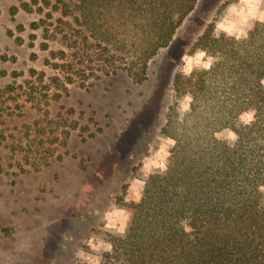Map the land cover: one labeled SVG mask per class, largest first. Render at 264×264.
<instances>
[{
    "label": "rangeland",
    "instance_id": "rangeland-1",
    "mask_svg": "<svg viewBox=\"0 0 264 264\" xmlns=\"http://www.w3.org/2000/svg\"><path fill=\"white\" fill-rule=\"evenodd\" d=\"M233 2L200 0L138 85L97 66L78 75L71 18L42 0H0V264H75L89 237L117 236L103 214L167 168L174 140L162 129L181 57Z\"/></svg>",
    "mask_w": 264,
    "mask_h": 264
},
{
    "label": "trees",
    "instance_id": "trees-1",
    "mask_svg": "<svg viewBox=\"0 0 264 264\" xmlns=\"http://www.w3.org/2000/svg\"><path fill=\"white\" fill-rule=\"evenodd\" d=\"M199 1L42 0L72 19L64 39L82 64L78 75L97 66L108 76L125 72L138 85ZM214 23L190 49L216 57L211 69L174 77L162 129L174 140L167 170L149 176L139 202L126 204V236L110 237L102 264H264V194L257 190L264 185V24L236 41L214 38ZM185 96L191 102L181 118ZM253 109L254 123L243 125L239 117ZM225 129L239 137L234 144L217 138Z\"/></svg>",
    "mask_w": 264,
    "mask_h": 264
},
{
    "label": "clouds",
    "instance_id": "clouds-1",
    "mask_svg": "<svg viewBox=\"0 0 264 264\" xmlns=\"http://www.w3.org/2000/svg\"><path fill=\"white\" fill-rule=\"evenodd\" d=\"M256 23L264 24V0H234L224 10L222 16L215 21L213 37L219 39L221 34H223L226 38H234L236 41L247 40L249 32ZM215 60L216 57L209 55L203 49H197L193 55H182V74L190 76L196 70H210ZM190 102V96H185L180 102L178 111L181 113V118L183 113L189 111ZM255 115L256 113L253 109L243 113L239 119L243 125L251 126L254 123ZM224 131L230 144H234L239 139L237 134L230 129H225ZM217 138H220V134L217 135ZM168 143L174 144V141L169 140ZM160 151L163 152V148ZM158 167L163 171L167 170L163 164L158 165ZM257 190L264 194V185H259ZM139 199L138 197L137 202H139ZM131 218V212L117 206L110 207L103 214V221L107 230L120 238L126 236ZM187 223V221H181V226L184 227L185 231H190L191 229L187 227ZM87 247L90 250L89 252L81 249L76 253V257L81 264H102L101 254L104 252L110 253L113 246L110 242L93 235L89 237Z\"/></svg>",
    "mask_w": 264,
    "mask_h": 264
}]
</instances>
